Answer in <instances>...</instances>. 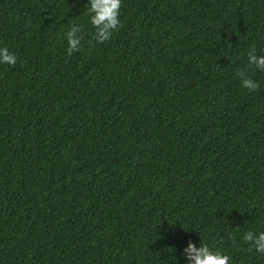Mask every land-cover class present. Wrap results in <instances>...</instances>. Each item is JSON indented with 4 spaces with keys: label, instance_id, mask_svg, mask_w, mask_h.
Here are the masks:
<instances>
[{
    "label": "trees",
    "instance_id": "trees-1",
    "mask_svg": "<svg viewBox=\"0 0 264 264\" xmlns=\"http://www.w3.org/2000/svg\"><path fill=\"white\" fill-rule=\"evenodd\" d=\"M87 2L0 0V264H264V0H122L101 43Z\"/></svg>",
    "mask_w": 264,
    "mask_h": 264
},
{
    "label": "clouds",
    "instance_id": "clouds-1",
    "mask_svg": "<svg viewBox=\"0 0 264 264\" xmlns=\"http://www.w3.org/2000/svg\"><path fill=\"white\" fill-rule=\"evenodd\" d=\"M122 0H88L87 11L89 13V22L95 28V40L97 43L108 41L113 32L118 31L121 25L120 8ZM81 26L72 24L64 33L67 40V52L71 55L79 50L81 46ZM17 62L16 54L10 52L7 46H0V65H15ZM247 63L256 69L264 72V55H258L253 47L248 51ZM241 78V84L249 91H255L259 83L247 75L246 71L238 73ZM243 242L249 245V249L254 248L256 252L264 255V231L249 230L243 234ZM186 264H231V257L219 250H213L206 243H200L199 246L189 240L182 250ZM172 264H176L177 258L171 257ZM160 264H169L165 259Z\"/></svg>",
    "mask_w": 264,
    "mask_h": 264
}]
</instances>
